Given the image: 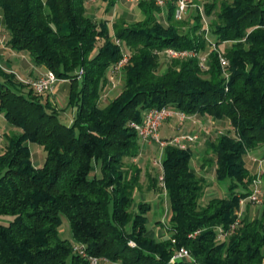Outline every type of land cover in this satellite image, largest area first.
I'll return each instance as SVG.
<instances>
[{
  "label": "trees",
  "instance_id": "trees-1",
  "mask_svg": "<svg viewBox=\"0 0 264 264\" xmlns=\"http://www.w3.org/2000/svg\"><path fill=\"white\" fill-rule=\"evenodd\" d=\"M191 2L196 6L181 20L175 18L176 2L165 10L139 2L143 19H118L112 37L106 20L87 14L86 0H0L7 44L70 80L67 107L74 110L72 123L64 122L63 110L47 95L0 64V113L17 129L5 133L0 152V264H89L74 242L85 244L89 255L120 264H193L171 262L181 246L199 264H264V211L245 216L230 235L218 232L237 219L240 198L249 194L255 175L247 155L264 147V0ZM114 4L110 0L109 7ZM198 5L217 47L230 43L223 48L229 77L213 49L206 70L190 57L172 59L159 71V52L166 48H210ZM116 39L129 61L120 92L101 105L110 68L123 57ZM163 106L226 118L233 130L207 144L203 166L214 167L216 179L229 184L226 196L206 203L207 180L192 169L193 149L165 147L170 237L157 240L148 235L152 204L135 199L142 167H127L125 159L140 151L130 122H142L145 111ZM30 142L47 153L42 167L33 164ZM152 181L156 186L157 178ZM64 217L73 240L62 237Z\"/></svg>",
  "mask_w": 264,
  "mask_h": 264
},
{
  "label": "built area",
  "instance_id": "built-area-1",
  "mask_svg": "<svg viewBox=\"0 0 264 264\" xmlns=\"http://www.w3.org/2000/svg\"><path fill=\"white\" fill-rule=\"evenodd\" d=\"M90 1H97V0H90ZM133 2H142V1H152L156 6L162 8L163 10L166 9L168 4L171 2H176L177 8L175 11V18L178 20L184 19L190 9L193 6H196V4L192 3L191 0H130ZM198 9L201 12L203 16L204 21V34L205 37L209 41V47L211 50H215L218 52L219 60L223 69V73L226 77H229V73L227 71V67L229 65V61L226 58V56L221 52L219 47H217L216 43L209 37V23L204 16L203 13V7L201 5H198ZM165 12V11H164ZM117 44H121V41L119 39H116ZM165 53L167 57L172 59H185L190 57H197L200 60V67L203 70L208 69L209 65L207 63L208 56L210 54V51L206 54H203L201 51L193 50V49H175V48H166L159 52V54ZM129 61V54L125 53L123 54V57L121 60H119L117 63L113 64L111 66V73L113 76H116L118 73H121L123 68L126 66V64ZM17 74V73H16ZM83 74V69L79 71V77ZM18 78L29 85L30 88H32L37 94L40 95H49L50 93H53L55 90L56 85L61 80L56 73L52 70H46L44 73L40 74L36 78H24L17 74ZM197 114H188L184 111L176 110L173 108H170L168 106H163L160 108H151L144 112V118L142 122H130V126L133 127L138 131L139 138L143 140L145 143H158L160 145V156L155 158L154 163L157 165L160 170L161 174L159 175V181L162 186V188L165 191V194H167L166 190V183H165V174H164V168H163V158L162 154L164 155V149L167 145H175L182 149H187L191 147V144H195L199 141V135L193 134V133H181L176 134L173 137L169 139L162 138L160 135V128L162 124L171 119L176 118L179 120L180 123H184L186 121H196ZM256 161H258V168L259 171L255 175L254 179L251 182L250 185V191L247 197H241L240 198V208L237 211V219L228 227L223 228L218 227V232L220 237H225L227 235L232 234L236 231V229L239 227V225L242 222V219L245 217L244 215V207L247 203H251L257 207L262 208V212L264 211V188H263V181L261 178V173H264V158H255ZM200 230L195 231L191 236H196ZM172 242L175 243V239H172ZM132 246L135 245L134 242H130ZM74 251L87 259L89 261V264H100V262L103 260V258L89 255L86 250V245L80 242H74L73 243ZM174 261H186V262H192L193 264H199L193 255L191 254L190 250L185 247L181 246L179 248H176L174 250V253L171 257V262Z\"/></svg>",
  "mask_w": 264,
  "mask_h": 264
},
{
  "label": "rangeland",
  "instance_id": "rangeland-1",
  "mask_svg": "<svg viewBox=\"0 0 264 264\" xmlns=\"http://www.w3.org/2000/svg\"><path fill=\"white\" fill-rule=\"evenodd\" d=\"M85 5H86V12L89 16L94 17L97 21H101V20L107 21L110 36H112V37H115L114 24H115V22H117L118 19H124L127 23H134L136 21L143 19V12H142V9L139 5V2H133L130 0H118L115 2V4L112 7H109V3L105 0H97V1L86 0ZM5 29H6V27L4 26L0 32L1 38H3V36L5 35ZM4 43H5V41L3 42V44ZM101 43L102 42L100 41L98 43V45H100ZM121 44H122V53L123 54L128 53V51L125 47V44L124 43H121ZM228 45H230V43L223 44L222 47L219 48L222 53H224L223 48L228 46ZM210 50H211V48H208L207 50L203 51V54L208 53ZM8 60H9L8 57L5 59H3V58L0 59V64L6 69L9 67ZM160 61H161V66H160L159 71L163 72L167 69L171 59L169 57H167V55L165 53H162V54H160ZM8 70H9V68H8ZM10 71L14 72L12 70H10ZM114 77H115V83H117V85H115V86H118L119 80L122 79V72L118 73ZM59 85H64V83L61 81L59 83ZM109 85H110L109 86L110 88H108V90L106 91L105 96L109 93V91H110L109 89H113V87H112L113 85L112 86H111V84H109ZM116 89L112 93H110V96L112 98H114L120 92L121 86L119 85L118 87H116ZM102 97L103 98H102V101L100 102V104L104 105L107 103V101H106L107 99L105 100V97L104 96H102ZM108 99H109V97H108ZM54 107L57 110H62V108H58L56 106H54ZM60 117L66 123L72 122L73 118H74V111H68V112H63V113L61 112ZM214 120H215L214 121L215 123H213V124L208 123L207 126L214 133L215 137L218 135L227 133L228 131L233 130L231 123L228 122V119H226V118L216 119L215 118ZM165 122L162 125H164ZM194 123H196V121H194ZM9 130H17V129H15V127H13L7 121V119L5 118L4 115L3 116L0 115V152L6 146L7 141H6L5 133L8 132ZM172 134H173L172 131L164 130L163 127L160 128L161 137L163 135H169L170 136ZM193 134H197V133H193ZM173 136H170L169 138H171ZM199 140H200V135H199ZM139 143H140L139 154H140L141 161L139 162L138 165H140L142 167V170L143 169L145 171L147 170V174L143 173L144 170L142 171L141 179H140L141 185H140L138 191L147 192L150 196H153V197L157 198L159 201H161V204L163 206L167 201V197H166L165 191L162 188L160 181H159V175L161 174V170L154 163L155 158L160 156V145L158 143L154 142L153 145L150 144V146H148V144L145 143L140 138H139ZM203 143L200 146V149L205 152L207 149L208 143H206L204 141H203ZM29 147H30V151H31V157H32L33 164L37 167H42L45 163L46 155H47L44 147L38 142H30ZM259 150H261V151H259L258 155L253 154L251 156V162L250 163H252V165H254L253 169L256 170V171H254V173H255L254 175H256L259 171V168L257 167V166H259L258 165L259 163L254 162L252 157L264 158V151H263L264 147L259 149ZM163 157H164V155L162 154V158ZM193 158H194V156H193ZM192 162H193V160H192ZM135 163L136 162H134L133 158H126L125 159V166H127V167H129L130 165H133ZM197 174L199 176H201L202 178L207 180L206 194H205L203 203H206L210 198H212L214 196L223 197V196L227 195V193H228L227 187L229 184V180H225V181L216 180L215 181L214 177L216 175H215V168L214 167L208 166L207 169H204V171H198ZM150 175H151V177H149ZM154 177L157 178V185L156 186H154L155 183L152 181V179H154ZM261 178L263 181V188H264V173H261ZM247 205H249V210H248L249 218L253 219L255 217H259L262 214V212H261L262 208L257 207L251 203H247L246 206ZM245 213H246V210H245ZM150 214H152V212ZM162 217H164V219H167L168 215L167 216L163 215ZM6 219H9V218L7 217ZM61 234H62L63 238L73 240L72 227H71L70 221L66 217H64L63 224L61 225ZM105 263H107V260H105V259L100 262V264H105Z\"/></svg>",
  "mask_w": 264,
  "mask_h": 264
},
{
  "label": "crops",
  "instance_id": "crops-1",
  "mask_svg": "<svg viewBox=\"0 0 264 264\" xmlns=\"http://www.w3.org/2000/svg\"><path fill=\"white\" fill-rule=\"evenodd\" d=\"M105 1H107L110 5V0H105ZM116 1H118V0H115V2ZM143 17H144V15H143ZM0 20H1L0 21V32H1L2 28L5 26L3 23V18H2L1 13H0ZM8 38H9V34H8V31L5 29V35L3 36V38H1V36H0V59H2V58L5 59L7 57L9 58V60H8L9 70L14 71L19 76L24 77V78H36L40 74L44 73L47 70V68L45 66L36 65L33 62L32 58L28 52H25V51L18 52V51H15L14 49H12L7 44ZM4 41H5V43L3 44ZM121 80L122 79L119 80L118 86L122 85ZM61 81L64 83V85H59V83ZM61 81L56 85L53 93H50L46 97L50 100V102L53 104V106H56L58 108H62V110H63L62 113L68 112V111H74L73 109H70L69 107H67L68 106V97H69V93H70V84H71L70 80L66 79V80H61ZM110 84H111V86L113 85L112 86L113 89H109L110 90L109 93L106 96L104 95L105 100L107 99L106 100L107 102L110 99H112V97L110 96V93H112L116 89V87H118V86H115V85H117V83H115V77L114 76L110 77ZM108 97H109V99H108ZM0 115L3 116L2 113H0ZM214 119L215 118L212 116L197 115L196 116V123H194L192 121H186L184 123H180L178 119L172 118V119L167 120L165 122V124L161 126L164 128V130H167V131L170 130L173 132V134L170 136H173L176 134H181V133H197L200 135L199 142L190 145L194 151L192 169L197 173H198V171H204V169L208 168L207 165L203 166L206 151L204 152L203 150H201L200 146L202 145L203 141L208 143L211 139L215 138L214 133L207 126L208 123H210V124L215 123ZM228 122H230V121L228 120ZM70 123H72V122H68V124H70ZM170 136L169 135H163L162 137L163 138H169ZM147 144H148V146H150V144L153 145L154 142L153 143H147ZM259 151H261V150L250 153L246 157V166L249 169V171L251 172V174H253V175L255 174L254 171H256V170L253 169L254 165H252V163H250L251 162V156L253 154L258 155ZM252 158H253L254 162L258 163V161L255 160L256 157H252ZM133 159H134V162L139 164V162L141 161L140 154H138ZM143 173L147 174V170L146 171L144 170ZM149 177H151V176H149ZM214 180L215 181L217 180L216 176L214 177ZM137 193L135 195L136 203H138L140 201H147V202H150L152 204V209H151L152 214H150L149 222L147 225L148 226V235L157 239V240H164V239L169 238L170 232H169V229H168L166 222L171 216V208H170V203H169V199L167 197V194H165L167 197V201L162 206L161 201H159L157 198H155L153 196H150L147 192L138 191ZM244 209L246 210V213L244 210L245 216H248L249 215L248 214L249 205H247ZM163 215H165V216L168 215V218L164 219V217H162ZM105 264H120V263H112L110 261H107V263H105Z\"/></svg>",
  "mask_w": 264,
  "mask_h": 264
}]
</instances>
